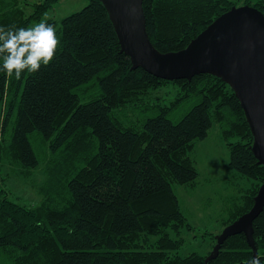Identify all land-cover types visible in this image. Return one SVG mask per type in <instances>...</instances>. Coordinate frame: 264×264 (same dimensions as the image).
Segmentation results:
<instances>
[{
    "label": "trees",
    "instance_id": "obj_1",
    "mask_svg": "<svg viewBox=\"0 0 264 264\" xmlns=\"http://www.w3.org/2000/svg\"><path fill=\"white\" fill-rule=\"evenodd\" d=\"M58 1L0 0V26L32 27ZM239 1L264 14V0H142L149 39L160 52L180 50ZM47 23L59 38L55 58L19 80L0 71V158L24 177L39 167L43 176L35 204L16 202L0 190V259L204 264L209 251L179 255L183 240L171 235L191 229L172 183H194L198 173L188 157L193 141L217 124L229 167L252 181L223 226L250 209L264 181V164L251 151L253 138L232 89L211 74L169 81L133 69L100 0H87L80 10ZM168 83L178 87L173 101L151 102L149 93ZM186 101L191 107L172 121L168 113ZM140 103L154 114L139 126L124 124L125 109ZM252 226L256 256L264 264V208ZM252 257L239 233L226 238L206 264H247Z\"/></svg>",
    "mask_w": 264,
    "mask_h": 264
},
{
    "label": "water",
    "instance_id": "obj_2",
    "mask_svg": "<svg viewBox=\"0 0 264 264\" xmlns=\"http://www.w3.org/2000/svg\"><path fill=\"white\" fill-rule=\"evenodd\" d=\"M116 33L120 51L131 67L165 80L187 79L206 73L229 85L239 101L253 141L251 151L264 164V14L244 4L232 5L217 16L182 49L160 52L151 43L142 0H100ZM264 208V181L248 211L215 235L204 264L216 258L229 236L242 233L253 256V220Z\"/></svg>",
    "mask_w": 264,
    "mask_h": 264
},
{
    "label": "rangeland",
    "instance_id": "obj_3",
    "mask_svg": "<svg viewBox=\"0 0 264 264\" xmlns=\"http://www.w3.org/2000/svg\"><path fill=\"white\" fill-rule=\"evenodd\" d=\"M25 3H33L39 0H19ZM87 0H59L45 15L59 21L62 17L80 10ZM237 3V2H236ZM239 1L237 5H241ZM25 11H30V6H24ZM178 87L168 83L161 88L151 91V102L169 104L177 95ZM162 98H161V97ZM150 103V100L147 104ZM192 103L186 101L168 113L172 121L179 120L191 107ZM127 112L122 114L123 123H135L139 126L143 118L154 114L153 108L145 109L140 103L138 108L128 107ZM124 110V111H125ZM193 166L197 170L194 183L178 184L172 183L181 211L186 216L191 229L182 228L179 236L182 244L175 250L179 255L190 252L204 254L212 249L210 235H217L223 229V222L228 217V212L237 203L244 190L251 185V180L240 176L228 165V149L225 141L220 136L217 124H213L204 139L194 140L193 147L188 152ZM41 168L34 170L31 175L24 177L18 173L15 166L0 158V190L9 199L23 204H35L39 200L37 187L42 180ZM154 240V238H151ZM0 264H7L0 259Z\"/></svg>",
    "mask_w": 264,
    "mask_h": 264
},
{
    "label": "clouds",
    "instance_id": "obj_4",
    "mask_svg": "<svg viewBox=\"0 0 264 264\" xmlns=\"http://www.w3.org/2000/svg\"><path fill=\"white\" fill-rule=\"evenodd\" d=\"M51 18L32 27L0 26V71L19 80L23 72H39L55 58L59 38L54 25L47 23ZM247 264H261L260 257L253 256Z\"/></svg>",
    "mask_w": 264,
    "mask_h": 264
}]
</instances>
